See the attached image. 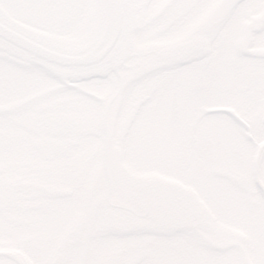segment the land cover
I'll return each instance as SVG.
<instances>
[{
	"label": "snow or ice",
	"instance_id": "obj_1",
	"mask_svg": "<svg viewBox=\"0 0 264 264\" xmlns=\"http://www.w3.org/2000/svg\"><path fill=\"white\" fill-rule=\"evenodd\" d=\"M249 10L264 0H0V249L14 202L49 241L0 264H118L57 243L237 219V243L124 264H264V184L233 188L264 176V19L234 25Z\"/></svg>",
	"mask_w": 264,
	"mask_h": 264
},
{
	"label": "flooded vegetation",
	"instance_id": "obj_2",
	"mask_svg": "<svg viewBox=\"0 0 264 264\" xmlns=\"http://www.w3.org/2000/svg\"><path fill=\"white\" fill-rule=\"evenodd\" d=\"M223 2V0H217ZM202 19L209 16L220 15L226 16L227 12H220L217 9H210L199 13ZM264 19V10L251 11L249 10L243 18L239 21H234L235 31L237 36L241 35L243 26L249 24L251 21H260ZM256 51L264 50V44L258 45ZM238 156V153L235 154ZM221 182H231L232 178L228 176H221ZM250 184H264V176L250 175L241 177L233 182V188L241 195L246 194ZM71 190L65 189L56 193L57 196L71 195ZM118 199V196H117ZM99 218L101 220H109L113 222H120L122 218L120 215L104 210V205H101V212ZM128 220L135 222L138 217H129ZM24 231V239L18 241L17 234ZM182 225H172L167 220H163L161 224L149 234H136L129 237L115 238L108 236H100L84 241L77 240L71 229L65 231L64 240L57 243V247H61L65 241L79 244V251L83 255L101 256L102 258L124 264L127 261L141 260V259H156L167 255H177L185 248H203L209 245L221 246L242 241L247 236L244 221L237 219L225 224L223 227L214 230H202L195 239H190L184 234ZM9 243L12 247L0 249V252H7L16 256L28 258L26 247L36 246L43 247L49 241L43 240L33 234L26 218L23 217L17 210V205L13 203V213L8 225ZM20 242L23 247H16Z\"/></svg>",
	"mask_w": 264,
	"mask_h": 264
}]
</instances>
